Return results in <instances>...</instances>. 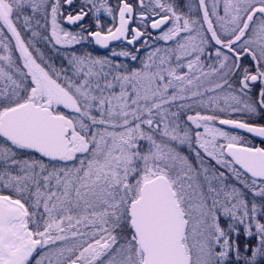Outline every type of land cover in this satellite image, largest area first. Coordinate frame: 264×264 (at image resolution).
Returning <instances> with one entry per match:
<instances>
[{"label":"snow or ice","instance_id":"1","mask_svg":"<svg viewBox=\"0 0 264 264\" xmlns=\"http://www.w3.org/2000/svg\"><path fill=\"white\" fill-rule=\"evenodd\" d=\"M0 264H264V0H0Z\"/></svg>","mask_w":264,"mask_h":264},{"label":"flooded vegetation","instance_id":"2","mask_svg":"<svg viewBox=\"0 0 264 264\" xmlns=\"http://www.w3.org/2000/svg\"><path fill=\"white\" fill-rule=\"evenodd\" d=\"M101 52V54H103V50H99ZM257 143H259V138H257L256 140Z\"/></svg>","mask_w":264,"mask_h":264}]
</instances>
